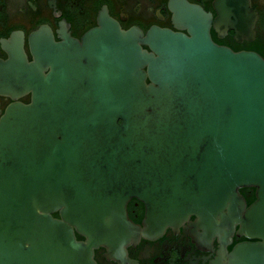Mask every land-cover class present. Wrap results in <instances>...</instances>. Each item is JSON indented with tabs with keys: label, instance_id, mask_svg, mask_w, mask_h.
<instances>
[{
	"label": "water",
	"instance_id": "water-1",
	"mask_svg": "<svg viewBox=\"0 0 264 264\" xmlns=\"http://www.w3.org/2000/svg\"><path fill=\"white\" fill-rule=\"evenodd\" d=\"M247 5L240 22L252 25ZM186 13L188 35L152 29L150 51L100 20L90 37L106 41L80 51L77 72L43 76L15 43L10 88L32 98L0 126V264H97L99 248L121 260L191 216L208 237L239 226L259 243L236 247L232 264H264V58L217 45L211 16Z\"/></svg>",
	"mask_w": 264,
	"mask_h": 264
},
{
	"label": "flooded vegetation",
	"instance_id": "flooded-vegetation-1",
	"mask_svg": "<svg viewBox=\"0 0 264 264\" xmlns=\"http://www.w3.org/2000/svg\"><path fill=\"white\" fill-rule=\"evenodd\" d=\"M239 1L0 0V126L10 106L30 104L32 98L31 92L16 96L10 88L11 71L5 66L13 58L15 43L21 46L26 63L39 65L46 76L52 66L78 67L80 51H87L102 39L106 41V37H90L104 18L117 23L125 32H136L134 41L150 51L142 42L152 29L188 35L181 16L187 14V7H194L211 16L209 33L214 43L234 52H255L264 58V0H246L247 10L254 14L252 25L240 22ZM239 194L247 207L256 200L255 188H241ZM127 211L135 224L142 225L143 203L133 198ZM234 229L229 240L208 237L191 216L182 225L167 227L154 238L141 237L127 247L121 260L107 257L102 248L94 251V259L97 264H232L236 247L259 243L237 234L239 226Z\"/></svg>",
	"mask_w": 264,
	"mask_h": 264
},
{
	"label": "trees",
	"instance_id": "trees-1",
	"mask_svg": "<svg viewBox=\"0 0 264 264\" xmlns=\"http://www.w3.org/2000/svg\"><path fill=\"white\" fill-rule=\"evenodd\" d=\"M53 217H58V215H57V214H54ZM77 239H78V240H81L82 238L79 237V236H77Z\"/></svg>",
	"mask_w": 264,
	"mask_h": 264
}]
</instances>
